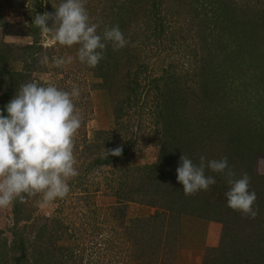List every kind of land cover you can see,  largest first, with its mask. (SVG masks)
Returning <instances> with one entry per match:
<instances>
[{
    "label": "rangeland",
    "instance_id": "obj_1",
    "mask_svg": "<svg viewBox=\"0 0 264 264\" xmlns=\"http://www.w3.org/2000/svg\"><path fill=\"white\" fill-rule=\"evenodd\" d=\"M203 1L197 0L194 4L201 11L207 10ZM234 1L239 8L248 5L254 14H259V9L264 8V0ZM189 2L157 0V4L153 5L152 0H85L91 21L100 24L99 34H103L109 22L116 21L130 41L129 46L118 52L113 51L121 61L120 73L111 75L112 85H101L103 79L78 60L79 45H61L53 34H44L33 25L35 15L55 12L54 7H58L61 0H0V15L9 23L7 27H0V51L5 55V59L0 61V105L4 103L2 99L6 86L12 79L9 70H13L16 71L13 79L18 78L19 73L24 76L20 85L35 82L42 86L54 85L69 92L73 87L78 88L80 96L74 98V103L83 117L74 137V156L79 174L68 181L70 192L67 196L45 204L42 203L41 195L25 194L26 204L22 205L24 212L20 214H30V217H25L18 224L15 223L14 202L7 207H0V243H7L8 264H12L15 256L21 255L12 242L17 231L26 239L28 262L34 259V250L41 252L49 249L53 247L51 242L64 246L62 250L56 251L59 255L64 253V259L56 258L55 262L49 261L48 264H204L207 246L220 245L226 255L233 254L232 237L227 236L222 242L225 229L222 222L190 215H182L180 221L165 220V225L163 219L156 218V225L152 226L158 238H154L152 243L145 232L147 236L142 241L145 217L154 215L157 208L128 202L125 214L120 216L124 203L118 201L114 190L106 185L107 176H113L114 170L119 167L158 161L163 131L160 120L164 109L159 98L162 99L161 93L166 92L167 78L172 77L176 88L183 89L179 94L184 101L196 106H190L188 111L197 113L202 108L200 103L197 104L200 101L197 95L205 79V76L200 75V67L210 57V52L202 39L207 34L202 30L203 27L198 26L200 19ZM118 12L125 16L126 27L122 28L124 21L117 22ZM209 41L213 47L211 38ZM33 42L36 46L26 54L21 47ZM7 47L15 49L10 51ZM261 48L263 55L260 57L263 59L258 61L259 65L252 66L254 70L258 69L259 74L264 73V47ZM45 55L48 60L41 63ZM250 55H247L249 59L259 57L256 53ZM26 56L28 61H24ZM69 56L73 57L72 63L57 65L58 59L66 60ZM219 58L222 64H226L219 68V74H224L231 85L228 94L222 98L206 91L208 101H224L225 110L243 114L240 116L242 122H248L252 128L256 120L260 121V126H264L263 81L258 77L255 82L246 65L229 66L225 51ZM126 59L127 63L129 59L132 62L127 65ZM175 86L172 85L170 89ZM14 96L13 93L12 98ZM121 106L123 110H120ZM229 123L225 124L224 129H233L236 125L231 123V127ZM96 129L113 132V140L102 149L92 145L96 143L90 144ZM222 131L225 137L230 133ZM118 146L127 149V152L115 162L106 165L93 163L105 155L106 150ZM222 151L221 154L224 153ZM253 161L255 172L262 175L264 180V154L256 155ZM229 187L227 180L225 187H218L224 190V199ZM16 225L21 226L18 228ZM57 227L60 228L59 232L56 231ZM114 228L122 231L127 246L104 249V239L110 236ZM42 229L47 233L38 238L37 234ZM169 233L172 234L171 239L166 240ZM210 234L216 238L209 244ZM154 251H158L156 257L152 255ZM210 254L214 257L222 253L216 251Z\"/></svg>",
    "mask_w": 264,
    "mask_h": 264
},
{
    "label": "trees",
    "instance_id": "obj_2",
    "mask_svg": "<svg viewBox=\"0 0 264 264\" xmlns=\"http://www.w3.org/2000/svg\"><path fill=\"white\" fill-rule=\"evenodd\" d=\"M196 1L190 0L189 3L193 7V11L197 12V18L200 19L198 26L203 27L202 30L207 34V37L204 36L202 39H204L206 48L210 52V57L200 67V75L205 76V79L202 81L203 88L201 87L204 91L202 92L200 88V93L197 95L200 100L197 104L200 103L199 105L202 108L201 110L198 109L197 113L188 111L190 106H196L189 105L188 101H184L182 95L179 94L182 93L183 89L176 88L175 82L171 79L172 77L167 78L168 80H165L166 92L161 93L162 99L159 98L164 109L161 112L162 120H160L163 131L161 132V151L158 161L145 165L119 167V169L114 170L113 176H107L106 185L114 190V196L117 200L124 203L120 216L125 214V205L128 202L134 201L157 208L154 215L145 217V224L142 227L144 228L142 241L146 239L145 232L149 234L147 238L152 240V243H154V238H158L155 237L154 226H152L156 225L154 224L156 218L163 219L162 222L165 225L167 223L165 220L169 222L170 220L179 219L178 221H180L182 215H190L222 222L225 225L222 242L225 241L227 236L233 239L232 255H226L221 250V245L217 247L207 246L204 264H264V180L262 175L255 172L253 161L256 155L264 154V126H260V121L256 120L253 122L255 126L252 128L248 122H242L240 116L243 114L240 115L225 110L224 101H212V99L208 101L205 94L207 91L221 98L228 94V88L231 85L230 80L225 79L224 74H219V68L226 65L222 64V60L219 58L224 51L229 60V66L244 67L246 65L248 67L246 69L255 78V82L257 81L256 78L260 77L264 83V73L259 74L257 73L258 69L254 70L252 68V66L258 64V61L261 62L263 59L260 56L263 55L261 46L264 47V8L259 9V14H254L252 13L253 9H250L248 5L239 8L237 3L235 5L236 1L234 0H204L203 4H205L207 10L201 11L198 6L194 5ZM152 2H154L153 5L157 4V0H152ZM242 15L244 16L242 17ZM117 18L118 23L126 21L125 16L121 13ZM124 22L122 28L127 26ZM115 25H117L116 21L115 23L111 21L108 24V26ZM7 26H9L8 21L0 15V27ZM208 37L214 43L213 47L210 45L211 42ZM35 46L36 44L33 42L21 47V49L27 54ZM7 49L14 51L15 47H7ZM216 49L218 50L217 53L215 52ZM113 51L112 44L109 42L105 51V58L100 61L97 67L92 68L98 77L103 79L101 85L107 83L112 85L113 78H111V75L114 73L119 74L121 71V61ZM115 51L118 52V50ZM250 53L251 55L256 53L260 58L253 56L249 59L247 55H250ZM4 59L5 55L0 51V61ZM24 61H28V56L25 57ZM131 62L132 59H129L128 63ZM126 63L124 62V65ZM246 69L244 72L247 71ZM15 73L16 71L9 70L12 79L6 86L5 97L2 99L4 103L0 105V110L5 109L13 93L16 95L24 78L23 74L19 73L18 78L13 79ZM172 85L175 86L174 89H170ZM120 110H123V106ZM187 112H190V114H187ZM4 115H7L6 110H4ZM262 115L264 116V112H262ZM228 122H230L231 127L234 123L236 124L233 129L230 127L224 129L225 124H228ZM222 130L230 132L227 137H225ZM93 136L90 144L96 143L92 145L101 149L108 146L114 138L113 132L106 129L94 130ZM98 139L101 141H95ZM221 150L224 153L221 154ZM126 152L127 149H123L122 154H126ZM182 155L187 156L197 165L201 155L205 156L206 160H220L227 157L229 166L236 173L235 178H240L244 173H247L251 178L249 190L256 193L257 200L254 207L258 208V215L252 219L240 211L228 207L226 198L223 197L224 190L218 189V187H225L226 176L213 172L208 168L205 169V174L214 177L216 183L207 191H199L195 195L185 196L183 185L177 181L176 172L177 167L180 166ZM119 157L109 156L106 153L93 163L106 165L115 162ZM24 204H26V197L23 202L19 199L14 201L13 212L16 215V224L25 220V217H30V214L24 216L20 214L24 212V209L21 208ZM20 226L16 225L18 228ZM59 229L57 227L56 231L59 232ZM46 233L42 229L37 236L41 238ZM121 233L122 231L117 228L111 230L110 236L104 239V249L114 250L121 245L127 246V239ZM171 235V233L167 234L166 240H170ZM12 240L13 246L21 254L14 257L12 264H48L49 261L54 260L55 262L56 258L61 259L64 256V253L59 255L56 252L58 249L62 250L64 246L60 244L58 246L51 242L53 247L49 249H43L41 252L37 249L34 250V259L28 262L25 248L26 239L23 234L17 231ZM7 249V243L1 242L0 264H4V262L8 264V259L6 260ZM216 251L222 254H216L212 257L210 253ZM154 253L152 255L156 257L158 251H154ZM59 264H64V262Z\"/></svg>",
    "mask_w": 264,
    "mask_h": 264
},
{
    "label": "clouds",
    "instance_id": "obj_3",
    "mask_svg": "<svg viewBox=\"0 0 264 264\" xmlns=\"http://www.w3.org/2000/svg\"><path fill=\"white\" fill-rule=\"evenodd\" d=\"M55 12H44L34 17L33 25L44 34H53L64 46L79 45L77 58L88 67L95 68L105 58L107 44L113 50L129 46L119 25L106 26L98 33L99 23L92 22L85 0H61ZM51 21V24L49 22ZM45 55L41 63H46ZM73 57L58 59V66L72 63ZM80 90L73 87L65 91L54 85L42 86L35 82L20 85L16 95L0 110V207H7L15 200L21 202L27 196H42V203L63 199L70 192L68 181L78 176L74 156V137L82 124V114L74 103ZM109 156H121L118 146L106 150ZM208 168L224 174L230 185L226 192L227 206L254 219L258 208L255 191H250L251 178L236 173L227 157L206 160L201 155L199 164L185 155L180 157L177 181L183 185L185 196L207 191L216 183L205 174Z\"/></svg>",
    "mask_w": 264,
    "mask_h": 264
},
{
    "label": "crops",
    "instance_id": "obj_4",
    "mask_svg": "<svg viewBox=\"0 0 264 264\" xmlns=\"http://www.w3.org/2000/svg\"><path fill=\"white\" fill-rule=\"evenodd\" d=\"M215 238H216V236H211V234H210L208 243L210 244V243L214 242Z\"/></svg>",
    "mask_w": 264,
    "mask_h": 264
}]
</instances>
